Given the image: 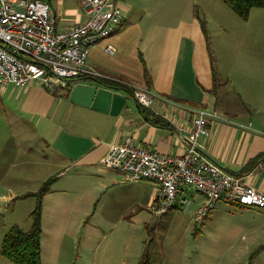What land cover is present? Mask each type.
<instances>
[{
	"label": "rangeland",
	"instance_id": "rangeland-1",
	"mask_svg": "<svg viewBox=\"0 0 264 264\" xmlns=\"http://www.w3.org/2000/svg\"><path fill=\"white\" fill-rule=\"evenodd\" d=\"M122 1L135 11L143 6V44L163 40L169 54L180 43L185 22L196 17L207 43L210 107L228 117L251 113L237 88L258 87L257 79L247 76L260 71L253 60L264 59V7L251 8L243 18L222 0ZM251 82L255 85L248 86ZM41 88L56 95L45 84ZM3 107L0 153L33 146L37 168L34 176L0 174V247L11 226L32 227V213L40 201L42 264H143L144 257V264H264V231L252 233L249 227L264 221V210L253 213L237 203L219 202L196 222L194 214L203 195L188 190L185 196L196 198L187 208L181 203L161 215L143 209V213L109 220L107 199L91 188L95 171L48 164L52 157L46 158L47 147L59 132V116L44 135L40 128L33 131L34 127L22 126L25 121L12 117L16 110L6 96ZM74 116L75 111L68 113L65 123L74 122ZM43 164L48 165L40 168ZM46 185L48 190L40 193ZM9 195L13 197L8 200ZM0 264L13 263L0 254Z\"/></svg>",
	"mask_w": 264,
	"mask_h": 264
},
{
	"label": "crops",
	"instance_id": "crops-1",
	"mask_svg": "<svg viewBox=\"0 0 264 264\" xmlns=\"http://www.w3.org/2000/svg\"><path fill=\"white\" fill-rule=\"evenodd\" d=\"M44 1L54 8L58 30L83 23L87 18L84 0ZM120 2L124 11L121 24L110 37L100 40L91 49L88 64L103 76L125 78L131 86L145 88L157 96L159 99L156 98L153 108H148V114L150 118L155 114L163 122L154 124L147 119L138 108L136 99L121 90L114 89L126 97V103L120 114L111 115L72 102L70 93L67 94L65 89L55 98L41 88L43 84L38 80L23 87L0 85V108L4 110L3 99L6 96L14 103L16 112L12 117L22 119L20 121L25 123L21 125L34 127L33 131L40 128L44 135L51 130L53 119L59 116V132L53 135V143L47 147L50 152L46 158L52 157L48 164L61 166L63 170L74 166L95 171L91 188L107 199L105 217L109 220L114 219L112 217L124 218L133 212L143 213V209L153 212L151 204L158 199L160 190V184L155 180H128L120 170L106 168L102 159L110 146L131 136L135 143L159 154H182L187 146L186 134L192 126L191 107H207L219 115V119L211 122L209 135L199 138L200 150L231 173L245 175L252 172L250 181L264 191V59L253 60L260 71L247 76L249 80L257 79L258 87L247 91V88H237L242 95L244 93L251 113L246 116L239 113L234 117L221 115V112L210 107L211 92L208 89L212 86L204 49L207 43L203 41L197 18L185 22L187 27L181 33L182 39L169 54L163 40H156L153 44L145 41L143 44V6L135 11L131 4ZM134 13H137L136 16ZM107 44L112 45L113 53L105 50ZM144 68L150 75V84L145 79ZM78 83H96L103 87L89 75L69 81L72 87ZM250 85L254 86L255 82ZM73 111L75 121L65 123L68 113ZM3 120L5 115L0 112V121ZM21 150L17 153H0V174L34 176L37 168L34 147L29 146L23 152ZM47 165L39 167L45 168ZM186 191L188 189H184L170 208L181 206L183 197L189 198L185 196ZM191 195L190 204L196 198V195ZM12 197L9 195L8 200ZM201 197L200 205L205 200L204 195ZM246 207L259 214L264 210ZM255 223L257 225H249L252 233L264 231V221Z\"/></svg>",
	"mask_w": 264,
	"mask_h": 264
},
{
	"label": "built area",
	"instance_id": "built-area-1",
	"mask_svg": "<svg viewBox=\"0 0 264 264\" xmlns=\"http://www.w3.org/2000/svg\"><path fill=\"white\" fill-rule=\"evenodd\" d=\"M87 16L58 30L56 14L44 0H0V85L27 86L34 80L59 93L70 79L79 76H103L88 64L91 49L108 38L121 24L124 11L117 0H84ZM105 50L113 53L111 44ZM133 97L145 108H153L157 96L134 87ZM192 126L187 132L182 154H159L135 143L131 136L113 143L102 163L120 170L128 180L151 179L160 184L159 197L151 204L161 215L184 189L204 195V202L194 214L199 221L219 202L264 208V191L250 181L252 172L227 171L203 153L198 145L210 133V124L219 119L217 112L200 107L189 109ZM187 208L191 200L183 197Z\"/></svg>",
	"mask_w": 264,
	"mask_h": 264
},
{
	"label": "trees",
	"instance_id": "trees-1",
	"mask_svg": "<svg viewBox=\"0 0 264 264\" xmlns=\"http://www.w3.org/2000/svg\"><path fill=\"white\" fill-rule=\"evenodd\" d=\"M226 5L231 7L241 17L246 18L249 11L253 7H264V0H222ZM144 65V63H143ZM84 76V75H83ZM88 76V75H86ZM144 76L147 83L150 84V75L146 68H144ZM81 77V76H79ZM78 77V78H79ZM90 77V76H89ZM96 82L103 86L113 88L115 90H121L128 96L133 97L134 88L126 81L125 78L111 76H91ZM77 79V78H73ZM72 80V79H70ZM69 80V81H70ZM72 86L68 85L65 87L66 93L69 94L72 90ZM138 108L141 110L143 115L154 124L161 123L155 114L152 118L149 117V110L141 106L138 103ZM48 190V186H44L40 193H44ZM41 202L39 201L36 209L32 213L33 224L28 230H24L19 225L15 224L11 226L3 235L0 254L8 259L13 264H42V249H41ZM144 257V256H143ZM143 258V264L145 262ZM141 264V262H140Z\"/></svg>",
	"mask_w": 264,
	"mask_h": 264
},
{
	"label": "water",
	"instance_id": "water-1",
	"mask_svg": "<svg viewBox=\"0 0 264 264\" xmlns=\"http://www.w3.org/2000/svg\"><path fill=\"white\" fill-rule=\"evenodd\" d=\"M70 100L96 111L118 115L127 99L113 88L99 87L96 83H78L70 92Z\"/></svg>",
	"mask_w": 264,
	"mask_h": 264
}]
</instances>
